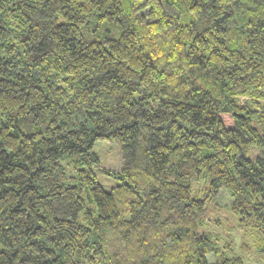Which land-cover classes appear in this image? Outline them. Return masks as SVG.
Wrapping results in <instances>:
<instances>
[{
  "label": "trees",
  "instance_id": "1",
  "mask_svg": "<svg viewBox=\"0 0 264 264\" xmlns=\"http://www.w3.org/2000/svg\"><path fill=\"white\" fill-rule=\"evenodd\" d=\"M225 212L255 239L240 252ZM249 254L264 263V0H0V264Z\"/></svg>",
  "mask_w": 264,
  "mask_h": 264
},
{
  "label": "rangeland",
  "instance_id": "2",
  "mask_svg": "<svg viewBox=\"0 0 264 264\" xmlns=\"http://www.w3.org/2000/svg\"><path fill=\"white\" fill-rule=\"evenodd\" d=\"M95 150L97 151L102 165L108 167L109 169L119 170L120 168V158H119V146L105 141H100L95 145ZM99 180L102 185L108 188L113 184V180L110 178H105L100 176ZM230 198L225 192H221L219 195V204L227 206L230 203ZM214 217V215H212ZM220 217L222 220L221 229H219L222 240L228 241L231 244L233 251L240 252V246L243 242L252 243L255 239L249 232L239 228L237 226V220L235 216L229 215L228 212L221 213ZM252 254L243 255L245 264H264L262 261H258ZM210 259H212L210 257Z\"/></svg>",
  "mask_w": 264,
  "mask_h": 264
}]
</instances>
